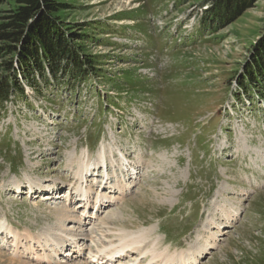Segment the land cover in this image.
Here are the masks:
<instances>
[{"label": "rangeland", "instance_id": "374dc122", "mask_svg": "<svg viewBox=\"0 0 264 264\" xmlns=\"http://www.w3.org/2000/svg\"><path fill=\"white\" fill-rule=\"evenodd\" d=\"M16 1L0 4V23ZM58 1L56 26L89 62L74 77L63 59L56 79L48 60L41 70L30 61V82L5 72L11 57L0 51V85L10 77L23 91L0 103V221L56 242L67 232L84 238L86 258L62 264H84L91 244L108 247L120 230L145 228L154 230L149 244L159 238L171 252L197 255L213 243L198 264H264V0L233 21L211 14L207 0ZM101 149L111 179L85 172L86 185L115 202L92 226L63 228L66 210L82 214L80 164ZM30 180L73 198L42 202L28 193ZM229 213L238 214L232 223ZM5 233L0 264H35Z\"/></svg>", "mask_w": 264, "mask_h": 264}, {"label": "trees", "instance_id": "16d2710c", "mask_svg": "<svg viewBox=\"0 0 264 264\" xmlns=\"http://www.w3.org/2000/svg\"><path fill=\"white\" fill-rule=\"evenodd\" d=\"M255 1L257 0H207L211 5V14L229 21L236 19ZM5 2L8 0H0V4ZM16 2L17 6L7 11V15L0 23V51L11 57L5 65V72L13 74L16 78L18 70L23 71L24 76L31 82L35 80V76L33 77L30 61L35 60L37 70H41L43 69L41 60H48L52 68L51 74L57 79L56 71L61 67V62L63 59H67V62L70 59L75 65L74 77H77L89 60L87 59L86 62L85 58L68 49L67 37L55 24L53 16L65 8L64 4L58 0H17ZM17 54L20 59L19 67L16 69L13 59ZM259 57H261L259 61L264 64V48L260 50ZM262 63L257 61L259 66ZM81 74H85V71L82 70ZM9 80L10 77L0 85V103L8 100L13 93H23L17 79L12 82Z\"/></svg>", "mask_w": 264, "mask_h": 264}, {"label": "bare ground", "instance_id": "6f19581e", "mask_svg": "<svg viewBox=\"0 0 264 264\" xmlns=\"http://www.w3.org/2000/svg\"><path fill=\"white\" fill-rule=\"evenodd\" d=\"M106 152H107V150H106ZM106 152H104L103 149H101V151L98 153V162L94 163V164L89 163L88 160H84L83 159L82 164H80V170L78 169L79 171L77 173V176L80 179H82L83 182H84V179H85L84 172L85 171L86 172L90 171L89 170L90 169V165H94V166L98 167V165H100V163L104 164ZM33 181L30 180L28 182L29 189H30L29 191L30 192L35 191L33 194H37L36 193V187L34 185L35 182H33ZM14 186H15L16 192L23 191L22 184L16 182ZM119 188L121 189V187H119ZM43 189L44 190L49 189L48 191L50 192V190L53 189V187H52V185H48V186L46 185V186H44ZM78 190L82 191L83 188L82 187H78ZM53 194H54V191L52 192V196H53ZM90 195H91L90 189H85V191H82V193L80 195L82 197V199L86 200V204H84L85 210L87 209V204L89 203L88 197L90 198ZM61 196L62 195L58 194L57 199L61 198ZM53 198L54 197H51L50 193H46L42 197L43 200H50V201ZM97 198H99V200L96 201V204L99 203V205H101L100 206V208H101L102 205H104L103 199L105 198V196L102 193V194H98ZM222 209H224V206H223ZM70 213L71 212H68V210H66V212L61 216V220L63 219V223H62V227L63 228H67V226L65 225V223L67 221L77 222L78 224H80L79 228H83V226L91 224V221H90L91 219L87 220V218H86L87 216H85V217H83V215L75 216V215H72ZM235 216H237V213H234L232 215H231V213H229V214L225 215V217L227 218L228 222H231L235 218ZM9 225L10 224H7L6 221H0V229L2 230V233L6 232L7 235H10V237L13 238V241L15 243V246H16L17 250H19V248H21L25 244V242L29 243L30 245H28V246L25 245L24 249H26L25 251L30 250V256L31 257L34 256V259H32V260L36 261L37 264L41 263L40 261L43 260V258L47 259L46 262H48L49 264L52 263V262L55 263L56 260H57V256H60L61 255L60 253H63L62 250H64L65 248H66L65 251H67V247H70L71 249L76 250V251H74V254H76V252H78L79 254L83 252V248L80 247V245H79L80 243L77 242L78 237L75 234L72 235V233L70 234V233L67 232V233L64 234V237L62 236L63 237L62 241L56 242V239H51L48 235H46V233H39V234L33 235L32 232L29 231V230H26L24 233H21V232L15 230L12 226H9ZM153 231H152V229L151 230L144 229L142 231H139V232L135 233V232H130V231L128 232V231H125V230H120L119 233H118V235L120 236L119 237V244L115 245V246H113L111 248H108L106 250H101L100 249L101 252L103 253V255H102L103 258L97 256V254H96L94 256L95 259H93L91 261V263L94 264V262L96 260H99L101 263L104 261L105 263H108V264H116L117 262H119V260L124 255H129V254L131 255V253H136L137 252L138 255L140 256V262H141V258H146L147 259L145 264H197V262L199 260L198 256L202 255L203 253H208L207 249L213 247L212 246L213 243L209 242L205 246V248L203 249L204 251L203 252L201 251V253L197 254V255L194 252H192V249L185 250V251H180V252L179 251L171 252L170 251V247H168V246H166L164 248L162 247L163 245H162L161 241L159 240V238H157L158 241L153 243V244H149V245L146 244V241L150 237L149 234L153 233ZM71 237H74V238L69 239ZM213 238H216V236H213ZM34 241H36L35 243L39 244V246L42 248V250L43 249H45V250H50L51 249V251H49L50 254H48V252H46V253H44V252L43 253L35 252V248H34V244H33ZM67 242H70V244H68ZM113 242H116V241H113ZM76 243H77V245H76ZM53 244L55 245V247H57V250L52 249L53 246H54ZM143 244H145L146 246L142 247ZM171 250H172V248H171ZM65 251H64V253H65ZM74 254H72V255H74ZM68 256H70V255L67 254V257ZM70 257H72V256H70ZM97 257H99L101 259H98ZM110 258H112V259L115 258L116 261L114 262L113 260H109ZM51 259H53L54 261H51ZM59 259H61V258H59ZM43 261L45 262V260H43ZM57 262L58 263H62L61 260H57ZM42 264H45V263H42ZM85 264H87V263L85 262Z\"/></svg>", "mask_w": 264, "mask_h": 264}]
</instances>
